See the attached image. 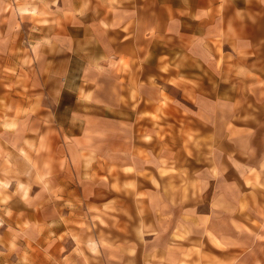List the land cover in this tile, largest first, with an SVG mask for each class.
Listing matches in <instances>:
<instances>
[{"label": "crops", "instance_id": "obj_1", "mask_svg": "<svg viewBox=\"0 0 264 264\" xmlns=\"http://www.w3.org/2000/svg\"><path fill=\"white\" fill-rule=\"evenodd\" d=\"M2 51L55 105L0 125V177L34 178L0 264L264 258V0H0Z\"/></svg>", "mask_w": 264, "mask_h": 264}, {"label": "rangeland", "instance_id": "obj_2", "mask_svg": "<svg viewBox=\"0 0 264 264\" xmlns=\"http://www.w3.org/2000/svg\"><path fill=\"white\" fill-rule=\"evenodd\" d=\"M33 52L34 54H36L38 51L34 50ZM1 54L2 55H0V61H3V64L0 65V125H7L6 122L4 121L9 118L10 114L14 116L15 115L24 116L28 111L33 110V112H36L37 109L38 108L40 109L41 106L45 107L44 109H47L48 107L55 105L53 103L54 99H52L49 96L47 90L44 87V83L41 82V79L38 76L37 67H35L34 65H31L30 67V69H32L34 73L33 81L31 80V83L37 82V84L39 83V85L37 87L36 86L31 87L30 86L31 84L29 83V79L27 78V81H25L24 75L23 76L21 75L24 73V70L27 68L28 65H25V66H18L15 64L5 65L4 60H6V58L11 56L12 58H14V62H17V61L19 62V59H18L19 56L18 55L15 56V51H2ZM10 73H11V76H10ZM37 80H39V82ZM20 90H22V92H20ZM30 90H32L33 92H30ZM24 91H27V93H25ZM169 101H170L169 97L165 95L164 102H162V106H164L163 113L161 114L162 124L169 122L170 117H172L170 116V112L168 109ZM68 102L72 104L73 101L71 98H68ZM41 114H44V113H41ZM62 117H64V120L67 122H72L76 120L75 119L76 117L72 114H63ZM158 120H159V117H157V122ZM147 123L148 122H146V124ZM158 127L161 129L158 137L163 142V140H165L168 137V135H170L169 130L171 129V127L169 125H164V126L158 125ZM151 130L152 129L145 127V132H144L145 135L143 139L146 142L152 141V137L147 136V133H146V132H151ZM180 133H182L180 135H183V136L185 134V132H182V131H180ZM172 136L174 137L173 133H172ZM181 144H182V147H179L181 152L192 154L190 146L187 144V140H185V138L181 139ZM196 148L198 150L200 149L199 146H196ZM9 164L7 162V165ZM178 165L181 166L180 164ZM37 179L41 180L40 178H37ZM32 181H34V178L32 177V169H30L28 177H18V175H16V177L12 176L8 178L3 177V176L0 177V203L2 205H5L10 197L9 196L10 193L11 195L16 194L18 197H20L23 194V192H25L24 188L25 189L30 188V190L33 191L34 189L32 188V183H33ZM233 264H264V258L256 256L250 259L247 256L246 257L244 256L242 257L240 262H234Z\"/></svg>", "mask_w": 264, "mask_h": 264}]
</instances>
